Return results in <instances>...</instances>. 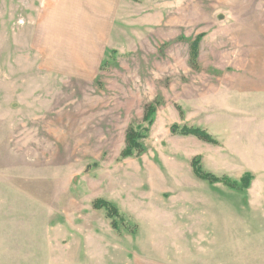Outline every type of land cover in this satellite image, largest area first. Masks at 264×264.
Wrapping results in <instances>:
<instances>
[{
	"label": "rangeland",
	"instance_id": "obj_1",
	"mask_svg": "<svg viewBox=\"0 0 264 264\" xmlns=\"http://www.w3.org/2000/svg\"><path fill=\"white\" fill-rule=\"evenodd\" d=\"M132 262L264 264V0H0V264Z\"/></svg>",
	"mask_w": 264,
	"mask_h": 264
},
{
	"label": "trees",
	"instance_id": "obj_2",
	"mask_svg": "<svg viewBox=\"0 0 264 264\" xmlns=\"http://www.w3.org/2000/svg\"><path fill=\"white\" fill-rule=\"evenodd\" d=\"M197 46L198 42L194 41L192 44V52L194 53L193 57L197 56ZM157 107L154 104H151L146 109L145 113V120L149 121L150 124H152L153 121V115L156 113ZM173 133H178L184 136H195L199 138L200 140H203L208 143L212 144H218L219 141L217 138H215L212 134H210L208 131L199 128V127H191V126H179V125H173L171 128ZM144 131H148V129H145ZM146 136V134L137 128L136 126L132 125L126 135L127 140V146L122 151V157H130L133 155H140L144 151V146L142 143V139ZM192 167L195 172V174L203 179L207 180L209 183H223L227 187L231 189H239L241 191H245L249 188L251 183V174L247 173L244 175V177L240 181H236L231 179L228 176H217L211 172H207L203 169L200 156H196L192 161ZM94 208L96 209H103L106 211L108 217L112 220V225L116 230H121V228H124L125 230L135 233L137 231V227L131 223L126 215L120 210L118 205L113 203L112 201H108L103 198H99L95 200L94 202Z\"/></svg>",
	"mask_w": 264,
	"mask_h": 264
},
{
	"label": "crops",
	"instance_id": "obj_3",
	"mask_svg": "<svg viewBox=\"0 0 264 264\" xmlns=\"http://www.w3.org/2000/svg\"><path fill=\"white\" fill-rule=\"evenodd\" d=\"M224 256V254H222V257ZM132 264H133V262H132ZM137 264H139V263H137ZM142 264H145V263H142ZM173 264H186V263H183V262H178V263H176V262H173ZM190 264H193V263H190Z\"/></svg>",
	"mask_w": 264,
	"mask_h": 264
}]
</instances>
